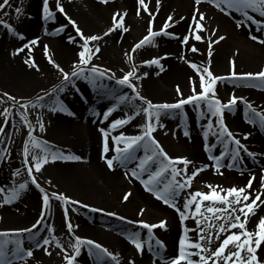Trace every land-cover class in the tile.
I'll return each mask as SVG.
<instances>
[{"label": "bare ground", "instance_id": "bare-ground-1", "mask_svg": "<svg viewBox=\"0 0 264 264\" xmlns=\"http://www.w3.org/2000/svg\"><path fill=\"white\" fill-rule=\"evenodd\" d=\"M55 1L49 0L51 10H53L52 5ZM62 1L65 6V14L71 17L72 20H74L72 14L79 19V28L90 26V30H92L89 31L90 35L101 36L100 40L89 42L90 45L98 44L101 49L99 53L93 55L90 64L102 65L107 63L112 73H115L114 78L123 76L125 72L132 70L135 66L137 69L136 74L140 77V79H133V82L137 85L136 90L154 103H171L180 99L177 86H179L184 96L191 94V81L189 78L192 77L198 83V74L190 66L189 61L200 65L211 60V71L220 76H225L232 70L233 62L235 70L238 72H256L258 68H264V43L253 40L250 36V34L258 35L261 39H264V31H258V26L249 21H244L242 27H237L236 21L244 20L239 13L232 11L231 14H225V12L209 3L208 0H201L199 5L195 3V0H160L158 9L155 0H146L151 10L156 13L154 17L143 10H140L137 14L140 7L138 0H108V3H104L103 0ZM9 3L12 6L24 9V15L18 27L15 28V33L13 31L9 32L5 28V24L2 25L0 31V77L5 79V87L0 88L2 90L0 94L7 92L15 97L17 92L24 93L30 90L38 89V91L48 92L49 96H43V107L39 104L28 106L31 108V112L28 114L29 120L34 122L41 119L46 122L52 131H57L59 134L66 136L65 141L60 143L47 141L53 148H59L66 154L79 155L83 158L80 161L58 159L52 162L50 160L35 175L45 178L55 185L74 187L83 196L87 194L90 196L94 192L97 196V202L83 204L91 205L96 209L110 208L109 210L104 209L103 212H116L119 216L127 217L128 220L143 219L150 223L166 220V228L157 227L152 230L154 238L159 239L165 245L160 250V256L156 255L154 257L148 254L146 250L141 254L128 240V234L135 231H139L141 237L147 239L148 233H145L142 226L120 220L119 216L107 217L103 216L101 211H90L75 205H68L69 218L73 225H78V227H74L73 232L99 242L110 251L120 253L121 264H130L132 260H135L136 264H166L167 258L178 255L179 240L184 235L185 226L189 229V237L195 238V218L189 212V218L182 222L179 213L174 208L157 199L153 193L144 188L139 180L125 175L138 161L129 164L116 162V166L109 169L104 159L103 134L100 131L101 128L109 129L112 120L128 116L129 114H126L128 104L135 107L142 105L144 102L137 99L134 102L122 105V109H116L109 120L105 121L103 119L105 109L99 110L100 107L112 102L113 96L117 97L123 94H128L130 97L134 96L132 90L126 87L119 92L115 86L111 88L107 75L97 78L95 83L92 79L85 80L79 76L74 77L72 79L75 80V84L66 86L63 85V80L59 82L54 79L56 77L55 70L57 69L55 64H59L61 67L69 64L74 65V61L79 59L78 52L82 43L80 37L73 38L70 41L68 39L70 35L65 33L69 30L68 27L61 30L58 22L55 21L53 24L50 21L46 26H43L40 22L43 12L41 8L43 0H10ZM197 8L206 14V19L203 21L205 28L198 30L204 36L201 41H196L189 32L190 25H193L192 17ZM249 11L257 19H264L258 13ZM116 12L126 13L125 27L128 28V31L124 32L122 29H117L104 35L107 28L111 26L113 14ZM169 15L172 16L175 23L169 21V27L166 31L175 33V36L157 34L151 38L152 42L132 51V46L142 37H134V40L130 41L132 38L129 37L130 35L141 33V36H144L147 33L149 19L153 21V29H159ZM60 22L62 23V21ZM212 29H216V32H211ZM18 34H22L23 39ZM184 35H190L187 45L182 42ZM216 36H223L224 38L212 45V55L209 57L208 41L215 39ZM36 38L39 39L38 44L25 47L29 41ZM193 44L196 45L198 51H192L191 45ZM45 45H48L47 56L44 52ZM20 48L24 50L17 53V49ZM129 53L132 56L131 60L128 59L127 54ZM49 56L55 61V64L49 61ZM153 58H159L160 63L150 66L142 63V61ZM32 60L35 61L38 68L35 65L29 66ZM161 66L163 70H161ZM86 73L91 76L90 71ZM144 73H148V75L145 76ZM49 80L52 81L48 83ZM223 83L222 80L217 83V95L220 99L223 98L225 93L235 92L238 96L250 101L254 106L264 108V91L260 92L256 91L255 88L243 87L240 81H237L236 84L233 81ZM73 86L83 94V100L78 98L75 92L72 93L71 87ZM58 87H63V91H55L61 93L59 101H62V104L52 98L53 89ZM32 101H35V99ZM242 103L243 101H238L235 108L225 112L224 116L227 117L228 127L241 139L242 143L247 145L251 152L256 154L253 158L247 152H241L243 158L247 160V162L245 161L246 164H243L240 158L235 162L236 167L229 168L227 165L231 162V157L225 156L222 160L224 167L221 168L219 173L216 171L215 162L209 158L206 146L215 145L211 149V153L219 155L223 151L224 145L216 139L215 126L207 137L204 133L208 130V124L203 126V132L202 129L199 131L201 120L213 118L207 112V106L200 107L205 113L204 116H195L194 113L192 115L189 113L192 104H186L184 106L186 108L191 105L188 108V124H180L173 131L161 132L159 129L158 132H155L157 135L155 137L171 156H184L192 161L189 165V173L204 164L209 165L193 179L190 188L183 189L180 195L176 197V203L179 207L183 208L184 199L192 191H203L204 187H208V184L226 190L233 185L246 184L254 174L256 179L253 180V196L255 190L260 188L264 170H257V166H263L262 168H264V140L253 126L242 120L243 114L248 113L247 107ZM65 105L71 111L69 110L66 113L52 110L53 106L63 107ZM69 113H75V115ZM173 114L174 112L170 114L162 113L161 121L168 123L172 119L174 120ZM143 118H145V114H142V117H134L128 124L117 128L115 132L110 130V144H114L111 137L118 135L121 131L126 134H136L141 131L142 129L138 125L145 122L142 121ZM177 118L179 121V117ZM21 123L16 112L9 113L4 133L6 132V137H10V142L7 146L8 152L4 154L2 159L0 170V187L5 189L18 184L17 179L19 176L13 177L11 173L17 170V152L19 153L18 149L23 144L22 140L27 139L28 129L25 132L26 129ZM11 125H13L12 130ZM262 129L264 130V128ZM185 130L190 133L188 136H185ZM245 133H251V135L245 139ZM4 135L2 133L0 136V144ZM229 145L232 146L231 143ZM32 152L33 154H42L38 149H33ZM107 155L113 156L116 153L112 150ZM137 155H143V150L139 149ZM29 159L31 160V155ZM248 160L254 163L252 164ZM14 165L15 168H13ZM179 166L182 167V165ZM126 169L129 170L125 171ZM53 192L61 193L60 190ZM126 192H130L128 200L122 198ZM2 196L3 194H0V198ZM40 196L33 188L27 187L12 203L0 204V229L28 228L40 215L42 208V204H39ZM262 198H264V195H262ZM204 202L206 205L210 203L209 201ZM192 207L194 208V204ZM141 208L145 209L143 216L139 214ZM184 211L188 212L187 209ZM261 216H264V205L256 210L255 215L250 214L246 227L253 232L256 231L255 225ZM61 217L64 219L63 224L66 225L64 205L58 199L53 198L51 207L42 223L37 225V228L31 232L21 234L25 244H36V241L45 235L47 226L53 223L57 228V232L61 235V242L65 245V248L69 247L70 251L68 252L71 254L73 250L69 246V240L74 238L68 234V230L62 228ZM241 219H243V216H241ZM208 222L211 223V221ZM37 231H39L40 236L29 241L27 237ZM212 231L215 233L218 228L214 227ZM230 231L236 230L231 229ZM224 235L226 233H222L221 238ZM217 245L218 241L214 237L211 248L214 250ZM228 247L233 251L232 245ZM50 253H46L43 248H37L33 257L27 259L28 261L26 260L25 264H65L63 260L64 253L61 252V248H54L53 250L50 248ZM257 254L259 259L264 261V242L257 249ZM193 258L198 259V257ZM16 264H19V262H16ZM76 264H98V261L96 257L88 254V246L84 245L80 254L76 257ZM104 264H112V262L108 259ZM209 264H211V261Z\"/></svg>", "mask_w": 264, "mask_h": 264}, {"label": "snow or ice", "instance_id": "snow-or-ice-1", "mask_svg": "<svg viewBox=\"0 0 264 264\" xmlns=\"http://www.w3.org/2000/svg\"><path fill=\"white\" fill-rule=\"evenodd\" d=\"M104 3H108V0H103ZM157 9L160 4V0H155ZM209 3L213 4L217 9L225 12V14H231L232 11L239 13L244 20H237V27H242L244 21H249L252 24L258 26V31H264V19H257L256 16L250 14L252 12L258 13L260 17H264V0H208ZM195 3L199 5L201 0H195ZM139 9L148 12L150 16L154 17L155 12L151 10L149 4L146 0H138ZM6 7H11L9 0H2L0 2V10ZM56 9L60 12H64L63 5L60 4L59 0H56ZM18 17L23 13L21 7L15 9ZM43 14L44 19H51L52 10L49 7V0H43ZM7 15V13H5ZM125 15L116 12L113 14L111 26L107 28L106 33L113 32L117 29H122L124 32L128 31L125 27ZM70 23L75 26V31L79 35L82 41L80 50L78 52L79 59L74 61V68L71 72H66L59 64H55V61L49 56V61L54 63L62 74L63 85L75 84L74 77H81L85 80L92 79L93 83L99 77H103L112 73L111 69H102L99 66H94L90 64L92 57L95 53L101 51L98 44L90 45V41H98L101 39L100 35H85L82 30L76 26V21L68 17ZM183 19V17H181ZM193 25H190L189 32L192 38L196 41H201L204 36L201 31L205 28L203 21L206 19V14L197 8L195 14L192 17ZM169 21L173 20L172 16L169 15L167 19L163 22V26L157 30L153 29L152 19L148 20L147 33L132 46V51H135L137 47H141L146 43L152 42L151 38L155 37L157 34H164L167 36H175V33L167 32L166 29L169 27ZM0 23H6L0 20ZM6 27L16 32L15 28L11 24H6ZM63 30V26H61ZM211 32L215 33L216 29H212ZM20 38L23 39L22 34ZM190 35H184L182 42L188 44ZM251 39L258 40L260 43H264V39H261L258 35H251ZM223 36H216L215 39H210L208 41V56L212 55V45L219 40H222ZM70 41L73 37L69 36ZM39 39H33L29 41L25 47H30L31 45L38 44ZM192 51H198L196 45H191ZM23 48L17 49V53L23 51ZM45 55H48V45L44 46ZM15 54V53H14ZM128 59L131 60V54H127ZM27 62V61H26ZM143 64L152 65L159 64V58H153L150 60L142 61ZM190 66L198 74V83L195 79L190 77L191 81V94L184 96L181 92L179 86H177V93L180 95V99H177L171 103H154L152 100L141 95L137 91V85L133 82V79H140L137 76V69L133 66L132 70L124 73L123 76L116 78L119 85L127 86L132 90L134 96H129L128 94H123L117 96V104L114 107L108 109L106 113L103 114V119L105 121L109 120L112 113L119 108L121 105L134 102L135 100L143 101V107L137 108V112L133 115H128L122 118H117L111 121L109 129L101 128L100 131L103 134V153L104 159L106 160L109 169H113L116 166V162L120 164H129L134 161H138L134 167L126 172L125 175L131 176L136 180H139L144 188L153 193L155 197L161 200L165 205H169L179 213L180 220L183 222L189 218V212L193 218H195L196 233L195 238L189 237V229L185 226L184 235L179 240L178 255L172 258H167L166 264H264L257 254V249L264 242V216L259 217L255 228L256 231L249 230L246 225L249 222V217L256 214V210L264 205V177H261L260 188L255 190V195L253 196V180L256 179L253 174L247 181L246 184L240 186H230L226 190L219 188V186H213L208 184L209 191L195 190L192 191L183 202V208L179 207L176 203V197L180 195L181 191L186 188L191 187L193 179L204 169L208 168L209 165L204 164L199 168L191 171L189 173V165L192 163L188 157L171 156L165 148L161 145L160 141L156 139L153 132L156 127L163 126L161 123L162 113L170 114L172 111L179 110L181 114H184V106L186 104H192L195 107H201L203 105L207 106V112L217 118L215 125L213 122H209L207 126V131L204 133L205 137L209 135L213 127H216V139L218 142L223 143L224 150L219 153V155H213L211 149L215 145H207L206 149L209 152V158L214 161V167L219 173L221 168L224 167L222 160L225 156L231 157V162L227 165L229 168L236 167V161L241 158V152H247L249 156L255 158L256 154L251 152L247 145L242 143L241 139L228 127L224 121V113L226 110H232L237 105L238 101H243L248 109L247 119L249 123L259 124L264 128V108H258L254 106L250 101L245 100L243 97L238 96L235 92L231 94V97L227 101H222L217 95V83L221 80L231 79L234 84L237 81L243 82L244 84L264 88V68L256 72H238L235 70V64L233 62V67L230 72L225 74V76H220L214 74L210 69L211 60L200 65L189 61ZM36 66L35 61L32 60L29 66ZM84 66L90 68L91 76L86 73ZM161 70H163L161 66ZM145 76L148 73H144ZM254 81H259V83H254ZM239 86V85H237ZM53 91H63V87H58L53 89ZM4 97L13 101V106L19 111L20 118L24 124L28 126L27 139L24 141L23 146V158L24 163L22 167L26 169L27 176L31 179V184L40 190L42 193V208L39 217L28 227V228H3L0 229V264H25L27 258H31L34 255V250L32 247L25 246V240L21 234L26 232H31L33 229L37 228V225L41 224L46 213L51 207L52 199H58L64 205V216L66 221V227L68 234L74 239L69 240V246L72 248L71 254H69L68 249L64 247V244L55 235L54 226L49 227V236L42 237V244L39 240L35 245L36 248H43V250L50 253V246L55 243V245L62 249L64 256L63 260L65 264H76V257L80 254L82 247L84 245L88 246V254L95 255L98 264H104L108 259L111 260L112 264H121L119 259L120 253L110 251L106 246L100 244L99 242L82 237L73 232L74 227L78 225H73L68 212V205L76 204L81 205L85 208H91L93 211H105L104 209H96L88 204H83L82 201L74 200L72 197L65 195L64 193L46 192L38 183L35 173L41 171V169L49 163L51 160L55 162L56 160L64 161H80L83 158L79 155H74L70 153H64L59 148H53L52 145L48 144L45 140L37 138L34 136V126L28 118V106L39 104L41 107L44 106L43 97L37 96L35 101L23 100L17 101L15 97H12L9 93L5 92ZM44 96H49L48 92L44 93ZM58 102L62 104V101ZM3 99L0 98V103ZM53 111H64L69 112L66 107H52ZM140 112L145 114V122L138 125L142 130L136 134H126L121 131L118 135L111 137L114 144L109 142V131H115L117 128L128 124L134 115ZM10 113L9 107H4L3 111L0 112V116L4 117V124H0V133L5 131V125L8 123V115ZM75 115V113H69ZM205 113L202 110L201 116ZM38 124L41 130H44V123L41 119H38ZM185 136L190 133L185 130ZM251 133H245V139L250 136ZM229 143L233 147L229 148ZM31 145V148H30ZM122 145V146H121ZM38 149L40 153L33 154L32 150ZM139 149L143 150V155H137ZM114 150L116 155L108 156L107 154ZM8 149H4L0 152V158L3 157ZM31 155V160L29 156ZM34 162V163H33ZM179 165H182L179 166ZM20 174V169H17L11 173L13 177H17ZM162 185V187H161ZM28 187V182H20L13 185L12 187L5 189L0 187V194H3L0 198V204L12 203L16 200ZM130 197V192L123 194V199L128 200ZM203 201H209L208 205H203ZM259 201V203H257ZM194 204V208L192 205ZM185 209L188 212L184 211ZM145 209L141 208L139 214L143 216ZM110 216H119L116 212L108 213ZM243 216V219H241ZM120 220L127 221L133 225H139L147 229L148 232V248L153 249V241L156 246V255L160 256V250H162L165 245L159 239L154 238L153 229L160 227L166 228L167 221L160 220L156 223H150L143 219L141 220H128L127 217L119 216ZM208 221H211L209 223ZM203 225V226H202ZM218 228L215 233L212 231L213 228ZM231 229H239L238 231H230ZM226 233V235L221 238V234ZM40 236L39 231L34 232L33 235L28 236L29 241L36 239ZM255 236V240L252 237ZM218 241V245L211 248L213 238ZM243 237V239H242ZM128 240L134 246V248L143 254L145 250V242L141 239V234L139 231L131 232L128 234ZM229 245L235 248V251L229 249ZM243 253V254H242ZM193 257H198L194 259ZM235 257V259H233ZM130 264H136L135 260H132Z\"/></svg>", "mask_w": 264, "mask_h": 264}, {"label": "rangeland", "instance_id": "rangeland-1", "mask_svg": "<svg viewBox=\"0 0 264 264\" xmlns=\"http://www.w3.org/2000/svg\"><path fill=\"white\" fill-rule=\"evenodd\" d=\"M10 1V0H9ZM109 1H111V0H109ZM113 1V0H112ZM0 2H2V0H0ZM59 2H60V4L61 5H63V8H65V6H64V2L62 1V0H59ZM55 3V5H56V1L54 2ZM11 5V4H10ZM18 6H19V4H18ZM150 6V5H149ZM17 7L16 6H12L11 5V7H6L5 9H3V10H0V20H2V21H4V22H6V23H0V31H1V29H2V25L3 24H5V28H7L6 27V24H11L14 28H16V27H18V25H19V23L21 22V20H22V18H23V15H24V12L22 13V14H20L19 15V17H18V14L16 13V11H15V9H16ZM24 10V9H23ZM104 11H105V9H104ZM5 13H7V15H5ZM52 17L53 18H51V19H44L43 18V16L40 18V22L43 24V23H50V21H51V23L53 24L54 23V21L55 22H58V25L61 27V25L63 24V23H61L60 21H62L63 22V17H65V18H67V15L65 14V12H60V11H56V7L54 6V9H53V11H52ZM72 17L74 18V20L75 21H77L76 22V26H78L79 27V19L77 18V16L76 15H73L72 14ZM39 22V23H40ZM61 23V24H60ZM56 24V23H55ZM44 25V24H43ZM90 26H84V28L82 27V28H80L81 30H82V32L85 34V35H88L89 34V31H92V30H90ZM8 29V28H7ZM8 31L9 32H12L10 29H8ZM65 33L66 34H69L70 36H71V33H69V30H67V31H65ZM90 35V34H89ZM74 36V35H73ZM75 37H77V36H74V38ZM79 37V36H78ZM129 37H132L131 39H130V41H133L134 40V37H143V36H141V33H139V34H137V35H130ZM103 63V62H102ZM92 65V64H91ZM94 65V64H93ZM94 66H99L100 68H102V69H111V68H109V65L107 64V63H104V64H102V65H94ZM66 72H71L72 70H73V68H74V65L73 64H69V65H65V66H63L62 67ZM261 68H263V67H261ZM261 68H258L257 69V71H259ZM85 69H86V72H88V71H90V68L88 67V66H85ZM56 77L54 78V79H56L57 81H62V74H61V72L59 71V69L57 68L56 70ZM115 74V73H114ZM108 77H110V78H112L111 80L112 81H114V83H115V87H117V89H120L121 88V91L123 90V89H125L127 86H124V85H119L118 83H117V79L116 78H118V77H116V78H114V77H112L111 76V74H110V76L109 75H107ZM50 81H52V80H49L48 81V83L50 82ZM224 83L223 84H226V83H228V82H230V81H232L231 79H225V80H222ZM47 83V84H48ZM254 83H259V81H254ZM5 79L4 78H1L0 77V88L1 87H5ZM46 84V85H47ZM242 86L243 87H247V88H250V89H254L255 88V90L256 91H260V92H262V91H264V88H259V87H253V86H250V85H247V84H244L243 82H242ZM0 91H2V90H0ZM43 91V92H42ZM71 91H72V93H74V92H76V91H79L75 86H73V87H71ZM46 91H44V90H41V91H38V89L37 90H30V91H26V92H24V93H19V92H17V96L15 95V98L17 99V101H23V100H33V99H36V97L37 96H41V97H43L44 96V93H45ZM3 94H4V92H2ZM3 94H0V98H2L3 99V102L2 103H0V112H2L3 111V109H4V107H9L10 108V113L11 112H16V114H17V117H19V119L21 120V118H20V115H19V111L17 110V108L16 107H14L13 106V102H10L11 100H9V99H7L6 97H4V95ZM61 93H59V92H54L53 94H52V98H53V100L54 101H58V97L60 98L61 97V95H60ZM231 94L232 93H228V94H224V96H223V98H221V100L222 101H227L228 100V98H230L231 97ZM75 95H76V93H75ZM244 106H246L245 104H244V102L242 103ZM242 105V106H243ZM141 107H143V106H145L144 105V103L142 104V105H140ZM191 106V105H190ZM189 106V107H190ZM204 107H206V105H203ZM188 107V108H189ZM195 106H191V112H192V114H193V108H194ZM188 108H186V107H184V113H186L187 114V112H188ZM133 110V109H132ZM190 111V110H189ZM29 112H31V108H29L28 107V112H27V115L29 114ZM172 112H174V114H173V117L175 118L174 120L172 119V121H170V122H168V123H166V121H161V123H162V125L163 126H158V127H156V130L153 132V134H154V136H157L156 135V133L155 132H158L159 131V129L161 130V132L162 131H173V130H176L177 129V127H178V118L177 117H179L180 115H181V113H180V111L179 110H175V111H172ZM225 112H228V110H226ZM165 114V113H164ZM191 114V115H192ZM229 114V113H228ZM246 115H247V112L245 113V114H243V121H245V122H247L248 124H250L251 126H253L254 128H255V130L260 134V136H261V138L264 140V138L262 137V133H261V131H260V129L257 127V124H252V123H249V120L247 119V117H246ZM187 116H188V114H187ZM225 117V116H224ZM205 119V118H204ZM204 119L203 120H201V122H200V126H199V131H201V129H202V126H203V124L205 123V122H207V120H209V119H205V121H204ZM226 119H227V117H226ZM212 122H216L215 120H217V118L216 117H214L213 116V118H212ZM4 117L3 116H0V124H3L4 122ZM142 121H145V119H142ZM21 122H22V120H21ZM32 123V125H34V132H33V134H34V136H36L37 138H40V139H43V140H45L46 142L48 141V142H50V143H60V142H63V141H65V139H66V136L65 135H62V134H59L57 131H52L51 130V128L46 124V122H44L43 121V123H44V130H41L40 129V127H39V124H38V122L37 121H32L31 122ZM34 123V124H33ZM21 125L22 126H24V128L26 129L25 130V132L27 131V129H28V126L26 125V124H24L23 122L21 123ZM11 130L13 129V125H11ZM49 129L48 131L46 130V129ZM23 132H24V130H23ZM179 132V131H178ZM174 133H176V132H174ZM3 134H5L4 136H3V140H2V143L0 144V150H1V148L3 147V145H4V141H7V142H10V137L9 136H7L6 137V132L4 133L3 132ZM1 135H2V133H1ZM26 136H27V133H26ZM156 139H157V137H156ZM23 141V144H21V146L19 147V149H18V151H19V153L17 152V158H16V160L18 161V164H17V167L14 165L13 166V168H17V169H19V163L21 162V160H22V157H23V146H24V139L22 140ZM246 162H247V160H246ZM248 162H252L251 160H248ZM254 162H252V164H253ZM263 166H257V170H264V168H262ZM129 169H126L125 171H128ZM36 177H37V181H38V183H39V185L42 187V188H44L45 190H48L49 192V194L50 193H52L53 191H57V190H60L61 191V193H64L65 195H67V196H69V197H72V198H74V199H77V200H79V201H82L83 203H90V204H92V203H94V202H97V196H96V194L94 193V192H92V194L89 196L88 194L86 195V196H83L80 192H77L76 191V188H74V187H69V186H65V185H55V184H53V183H51L50 181H48L47 179H45V178H41V177H38L37 175H36ZM24 181H27L26 180V178H24V177H19V183L20 182H24ZM203 191H209V188L208 187H204V189H203ZM91 193V192H90ZM89 193V194H90ZM202 204L203 205H206V203L203 201L202 202ZM71 205H73V204H71ZM76 206V205H75ZM105 210H109L110 208H104ZM106 213H110V212H104L103 214L104 215H106ZM103 215V216H104ZM61 220H62V223H61V225H62V228L64 227V224H63V217H61ZM54 228H55V225H54ZM236 230V229H235ZM57 231V230H56ZM55 235L57 236V238L58 239H60L61 240V235H60V233L59 232H55ZM49 236V234H47V236H45V237H48ZM242 239H243V237H242ZM252 239L253 240H255V238L254 237H252ZM42 242V241H41ZM65 246V245H64ZM51 247L54 249V248H59V247H57L56 245H55V243H53L52 245H51ZM67 249H68V251H70L69 250V247H66ZM232 249H233V251H235V248L234 247H232ZM61 252H63L62 251V249H61ZM243 254V253H242ZM233 259H235V257H233ZM28 261V260H27ZM38 264H44V263H38Z\"/></svg>", "mask_w": 264, "mask_h": 264}]
</instances>
